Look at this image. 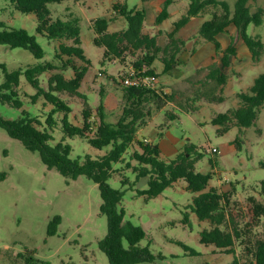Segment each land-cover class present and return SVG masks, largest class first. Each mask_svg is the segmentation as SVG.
<instances>
[{"label": "rangeland", "instance_id": "1", "mask_svg": "<svg viewBox=\"0 0 264 264\" xmlns=\"http://www.w3.org/2000/svg\"><path fill=\"white\" fill-rule=\"evenodd\" d=\"M79 1L48 5L53 20L62 19L71 12L81 19L82 48L91 62L80 89L82 97H73L67 93L59 96L71 107L69 118L75 125H82V111L86 103L94 112L93 121L98 122L96 111L101 101L106 122L116 124L125 104L119 83L120 76L124 70L133 67L143 52L129 55L125 66L119 62L103 65V49L96 47L93 40L89 41L87 37V19L113 18L109 31L119 32L125 30L127 24L113 11V4L126 3L130 9H141L143 3L142 0H85L79 5ZM151 1L153 4L144 34L150 37L155 34L158 46L164 49L170 46L169 36L174 24L183 14L177 12L180 10L176 7L177 11H171L169 25L157 27L159 25L155 23V16L159 9L154 6L159 4L157 1L163 0ZM220 1H226L234 7L235 0ZM251 7L253 12L259 8L264 9V0L252 2ZM209 19L206 18L205 21ZM0 24L10 29L26 30L36 37L45 52V57L37 60L28 51L0 45V64L5 65L10 72L45 62L59 65L60 62L55 61L57 47L62 43L71 44L68 41L49 40L38 34L36 16L16 11L9 0H0ZM159 28L161 31L157 33ZM181 32L174 35V40L184 42V45L181 46L172 74L163 75V53L158 54V59L153 64L159 82L158 90L170 96L172 102L159 112L152 109L151 118L139 129L136 138L140 141L151 140L150 144L158 145L164 154L162 158L166 161L174 160L187 147H195L196 152L202 155L196 163V171L213 174L208 189L214 188L229 195L228 217L241 228L252 224L250 238L263 240L264 218L253 222V208L249 200L256 199L264 204L261 188L264 181V107L256 125L242 133L232 125L228 133L219 135L218 130L225 126H213L211 121L239 106L237 95L248 92L254 80L264 73V53L259 62L248 61L243 54L238 56L228 70L229 84L227 82L228 86L226 84L220 93L215 83L206 81L207 67L182 80L183 76L178 70H186L189 74L186 69L192 65L189 59L205 41L197 34L187 42L184 40L185 35L192 31ZM177 35L179 37L176 38ZM248 35L259 36L264 43V23L261 27L251 26ZM196 38L198 39L195 40ZM73 64L80 67L82 63L75 60ZM50 76L47 73L41 77L44 88H47ZM65 77L72 78L73 72H65ZM4 80L0 69V85ZM20 89L23 108L18 110L0 102V115L3 118L15 121L22 116L23 111L37 116L51 110V106L44 105L43 99H39L36 105L31 103L29 97L35 91L23 76ZM219 97L224 100H217ZM167 114H176L178 119L169 122ZM61 117L62 115L56 117L59 125L54 129L52 145L65 138L59 122ZM44 121L42 118V122ZM237 137L242 139L239 148L235 144ZM65 142L72 147L71 159L74 160L86 155L101 156L110 150V147L95 149L81 138H65ZM212 149H216L217 153H211ZM132 152L133 149L130 148L124 156L125 163L131 162L129 155ZM125 163L115 166L116 173L112 175L109 184L123 193L120 208L125 213V222L140 226L145 231L146 237L140 246L149 247L157 257L152 263L140 264H233L234 256L226 255L213 246L201 244V233L211 226L208 222L199 221L188 208L195 195L186 189L185 181L179 180L159 197L145 202L144 197H139L137 192L148 189V179H137L132 169H124ZM132 164L137 166L136 162ZM124 180H128L126 185ZM101 205L96 184L85 177H79L76 181L68 180L55 169H48L41 162L39 154L27 151L19 141L11 139L0 129V264H109L106 255L100 250V243L108 232L107 218L100 213ZM186 213L187 222L184 221ZM55 216H60L62 221L57 235L49 237L48 226ZM231 225L228 223L225 228L229 229ZM191 252L195 255H191ZM237 256L243 264L245 255L242 249L237 250Z\"/></svg>", "mask_w": 264, "mask_h": 264}, {"label": "trees", "instance_id": "2", "mask_svg": "<svg viewBox=\"0 0 264 264\" xmlns=\"http://www.w3.org/2000/svg\"><path fill=\"white\" fill-rule=\"evenodd\" d=\"M9 1L16 11L36 16L38 34L49 40L68 41L71 44L62 43L57 47L55 61L60 62L59 65L45 62L10 72L5 65L0 64L5 78L4 83L0 85L1 103L18 110L23 108L20 89L23 76L35 91V94L29 97L31 103L36 105L39 99H43L44 105L51 106L48 113L37 116H31L23 111L22 116L15 121L6 120L0 115V129L4 130L11 139L19 141L27 151L39 154L41 162L48 169H55L62 177L72 181L85 177L98 186L102 200L100 213L106 216L108 223L107 236L100 243V250L106 255L109 264L152 263L157 259L149 247L140 246L146 233L142 227L125 222V213L120 208L123 193L113 189L109 184L112 175L116 173L115 166L125 163L124 156L130 148L133 149L132 154L129 155L131 162H126L124 169H132L137 179H148V189L138 191L139 197H144V201L149 202L179 180L185 181L186 189L195 195L188 208L199 221L208 222L211 226L209 230L201 233V244L213 246L226 255L234 256L233 264H241L237 256L238 249H242L245 255L243 264H264V239L252 240L249 236L252 224L241 228L228 217L229 195L220 193L214 188L208 189L213 174L196 171V163L202 155L196 152L195 147H187L174 160L166 161L162 158L158 145H148L136 138L139 129L151 118L152 109L158 112L165 109L168 103L172 102V98L161 91L125 87L119 82L125 104L122 116L116 124L106 122L102 101L96 111L98 122L93 121L94 112L86 103L82 111V125L73 124L69 118L72 109L59 94L67 93L73 97H82L80 89L91 62L82 48L81 20L73 13L64 15L62 19H52L48 5L70 0ZM186 1L189 2L188 10L174 24L173 32L169 36L170 46L164 49L158 46L156 38L144 34L147 19L145 9H130L126 3H114L113 11L126 21L125 30L109 32L113 18H97L91 23L95 34L93 44L103 49L102 64L119 62L125 66L129 55L134 56L138 51H142V57L134 62L133 68L139 72L146 69L147 75H156L153 64L158 59V54L163 53V73L167 74L175 69L177 56L181 52V46L184 45V42L174 40V35L192 18L204 16L210 19L200 27L198 36L205 43L214 46L216 56L220 59L219 63L207 67L206 81L215 83L220 93L228 82L227 71L232 66V59L238 57V41H242L247 47L254 62L260 61L264 53V43L259 36L248 35L251 26L261 27L264 23V9L252 11L251 3L257 0H235L233 8L228 2L220 0ZM172 4L173 0L163 1L161 12L155 19L157 25H161L169 18L168 8ZM230 28L236 30V37L230 35V43L223 49L218 37L229 34ZM0 45L28 51L37 60L45 57V52L36 37L24 29H10L0 24ZM75 60L82 63L80 67L73 64ZM69 70L73 72V77L66 79L65 72ZM47 73L51 76L48 78L47 88H44L41 77ZM100 97H103V91ZM237 97L240 104L236 109L220 114L211 121L213 126H225L218 130L219 135L228 133L232 125L237 127L240 133L256 125L264 107V73L254 80L248 92H241ZM217 100L223 101L224 98L219 97ZM58 115H62L59 122L65 138H81L95 149L103 150L110 147V150L97 157L86 155L75 160L71 159L72 147L65 142V138L54 145L51 144L54 140V129L59 125L56 120ZM167 117L169 122L178 119L176 114H167ZM235 144L239 148L242 139L237 137ZM133 162H136L137 166H133ZM123 183L126 185L128 180H124ZM261 186L264 194V181ZM249 201L253 208L252 220L259 222L264 218V204L256 199ZM187 216L186 213L185 222L188 221ZM61 221L60 216H55L50 221L49 237L57 235ZM228 223L232 224L229 229L225 228L228 227ZM190 254L195 255L194 252ZM158 258L162 259L161 256Z\"/></svg>", "mask_w": 264, "mask_h": 264}, {"label": "crops", "instance_id": "3", "mask_svg": "<svg viewBox=\"0 0 264 264\" xmlns=\"http://www.w3.org/2000/svg\"><path fill=\"white\" fill-rule=\"evenodd\" d=\"M70 1H72V0H70ZM83 1H85V0H81V1L77 2V4L80 5L81 2H83ZM163 1L162 2L161 1H157V2H159V4L154 6V7H156V8L159 9L158 10V13L155 16V19L159 15V13L161 12V9H162V6H163ZM142 3H143V5H142V8L141 9H145L147 11V19H146L145 26H144V33H146L145 32L146 31V26H147L148 18L150 16V7H152L151 4H153V2L152 1L150 2V0H149V2H148V0H146V1L145 0H142ZM188 6H189V2L186 1V0H173V4L170 5L169 8H168L169 18L167 20H165L161 25H159L157 27H164L166 25H169L168 24V21H169L170 16H171V11H173V10H176L177 11V8L176 7H178V10H180V11H177V12H179L180 14H183L184 15L187 12V10H188ZM141 9H137V10H141ZM67 10H69V8ZM174 13H175V11H174ZM206 18H209V17H200V18L199 17H195V18H192L189 21V23L185 27H183L182 29H180L177 33L181 32V31L182 32H187V31H190L191 30L192 32L189 33V34H187V35H185V38H184V40H186L188 42L189 40H191V38L193 36H196L198 34L200 27L206 22L205 21ZM92 20L93 19H87L88 24H89V27H88V29H87L86 32L88 34L87 37H88L89 41L90 40H93L94 37H95L94 36L95 34L93 32V29L91 28V23H92L91 21ZM159 31H161L160 28L157 30V33ZM81 34H82V28H81ZM178 35H182V34H178ZM178 35L176 36V38L179 37ZM230 35L236 37V30L234 28H230L229 29V34L221 35V36L218 37V40L221 43V46H222L223 49L227 48V46L229 45V43H230L229 36ZM155 36H156L155 34H152L151 37H155ZM197 39L198 38H196L195 40H197ZM237 48H238V56L239 57H241L242 54H243V56L245 57V59H247L248 61L252 60L251 53L249 52V50L243 44L242 41H238ZM219 60L220 59L216 56L214 46L212 44H210V43H202L201 46L199 47V49H197L196 52L189 59V62H191L192 65H190L188 67L186 66L187 67L186 69L189 70V74H187V72H185L186 70H178L179 71L178 73H181L182 74V76H183L182 80H184V79H186V78L194 75L196 72H198L202 68H205V67L210 66L214 62L219 63ZM235 61H236V58L235 59H232V65L235 63ZM153 69H154V65H153ZM173 71H170L169 73L163 74V75H170V74H172ZM162 72H163V70H162ZM227 74H228V71H227ZM228 84H229V82H228ZM228 84H227V86H228ZM224 92H225L224 95L227 97L226 90H224ZM237 94L238 93H235V95H237ZM162 156H164L163 152H162Z\"/></svg>", "mask_w": 264, "mask_h": 264}, {"label": "built area", "instance_id": "4", "mask_svg": "<svg viewBox=\"0 0 264 264\" xmlns=\"http://www.w3.org/2000/svg\"><path fill=\"white\" fill-rule=\"evenodd\" d=\"M147 70L143 69L141 72L135 70L133 67L122 72L119 82L122 86L133 87L139 89L158 90L157 75H147ZM145 144H150L151 140H144ZM211 153H217L216 149H212ZM227 181V179H225Z\"/></svg>", "mask_w": 264, "mask_h": 264}]
</instances>
